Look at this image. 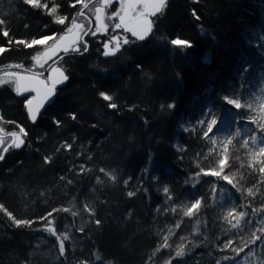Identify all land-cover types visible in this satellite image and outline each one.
I'll use <instances>...</instances> for the list:
<instances>
[{"label":"trees","instance_id":"trees-1","mask_svg":"<svg viewBox=\"0 0 264 264\" xmlns=\"http://www.w3.org/2000/svg\"><path fill=\"white\" fill-rule=\"evenodd\" d=\"M41 3L59 5L56 14L0 0V69L33 65L42 47L16 41L62 35L77 4ZM259 37L264 0H168L145 40L106 59L90 51L70 58L66 85L35 123L13 87L0 86V121L26 132L0 166V204L32 222L17 227L0 210V264H264V156L253 158L264 147ZM175 38L193 47L176 48ZM199 116L201 128L185 131ZM208 117L216 123L205 136ZM225 149L221 176L205 175L220 170ZM196 200L199 209L185 216ZM239 212L246 216L234 228Z\"/></svg>","mask_w":264,"mask_h":264},{"label":"snow or ice","instance_id":"snow-or-ice-1","mask_svg":"<svg viewBox=\"0 0 264 264\" xmlns=\"http://www.w3.org/2000/svg\"><path fill=\"white\" fill-rule=\"evenodd\" d=\"M114 2H117V0H99V3L97 6L94 7V13H95V31L92 32V35H95L97 32H107L108 30V24L104 22L105 19V10L108 9L113 5ZM119 2V9L112 12L107 16L108 20H113L114 18H118L117 23L114 24L115 29H123L125 32H130L133 37H135L137 40H145L153 31L154 27V20L151 19V17H156L157 14H162L167 7L168 0H118ZM25 4L30 5L33 8H43L48 11L49 15H54L57 12V9L59 5H55L52 8L48 7L47 3H41V0H24ZM75 3L82 4L81 10L77 13L78 16H84V9H88L89 5L92 3V0H88V2H85V0H75ZM75 3L72 5L75 7ZM193 15H195V10L193 11ZM199 19V17H196ZM67 17L55 16V22L64 24ZM91 23V21H89ZM5 22L3 20H0V24H4ZM83 35H88L89 30H86L83 24L77 23L76 17L72 18L71 26L67 28L65 35L61 36L59 40H56L54 44L46 48L43 53H38L37 55L33 56L32 59L35 61V63L40 67H44V63L41 62L42 57L46 59H50L53 55H55L58 51L62 50L64 53H68L70 50L75 52H80L81 49L78 46V42L81 41ZM4 36H8V31L3 32ZM49 39H54V37H44L42 39H34L31 41V43H26L25 41H16V43L19 44H25L26 47H32L33 45H44L47 44ZM110 43H114V47H110ZM129 39L127 37L123 38V44H128ZM170 44L176 48L179 49H186L193 47L192 43L186 39L181 38H175L170 41ZM75 45V46H74ZM121 41L120 38L117 36H113L111 38V41L109 43L104 44V48L106 51L104 52L105 56L108 55H115L117 51L121 48ZM83 50L87 51V43H83ZM6 51L4 47H0V53H3ZM62 59V57H61ZM7 68H23V65H8ZM139 67V65H138ZM30 71V70H27ZM52 72L55 73V75H49L48 79H39L40 76L43 75V73H37V72H31L30 75H22L20 72H9L4 71L3 75L0 76V86L4 85H10L13 87V90L17 95H23L24 93L29 92H35L36 95L32 96L31 98L25 99V104L28 110V113L33 121L36 120L37 114L39 113L40 108L43 107L44 103L55 94L56 86L58 84H62L65 81L68 80V76L65 75L64 71H62L60 68L52 69ZM99 95L105 100V101H112L113 97L105 92H100ZM228 104L234 105L236 108H241L242 105L240 102L236 99H230L228 97L224 98ZM108 107L110 108H117L118 105L115 103H109ZM168 107H174V105H168ZM249 108L252 107L251 104L248 105ZM262 109H264V105L261 106ZM3 117H0V120H2ZM72 119H76L75 114L72 115ZM216 123V120L213 119L208 124V131L204 133L205 136L208 135V132L212 131V126ZM260 131L264 132V124L259 125ZM21 134L26 135V132L23 128L19 129V133L13 131L10 133H5L3 128H0V146L4 145L5 138L11 137V142L6 146L2 147V150H0V160L4 159V153H7L10 148H21L25 141L21 138ZM253 143H256L257 138L255 136L252 137ZM230 143V141H229ZM243 147H247V141L244 142L242 145ZM66 147L70 148L71 145H66ZM227 149H225V155L224 157L219 161V171L216 170H210L205 171V175H213V176H221V173L223 172L224 168L227 166ZM256 155L264 156V147L259 148V152L255 153L253 155V158L255 159ZM45 162H50V157L45 158ZM261 164V167L259 168V171L261 173H264V160H261L259 162ZM101 171H104L101 169ZM203 171V170H202ZM224 180H226L229 184L233 183L232 178H230L227 175H224L222 177ZM114 180L115 177H112ZM127 183V181H125ZM163 191L167 194L169 189L165 187ZM248 194L252 195V189H248ZM129 196L134 195V193L129 192ZM171 197H169L170 199ZM200 200H196L195 203L191 204L190 207H187L186 211L184 212L185 216H192L194 214V210L199 209ZM0 210H3L8 215L9 219H12L13 222L17 227L21 225H30L32 222L27 220H20L16 219L11 212H8L7 209L4 208L2 204H0ZM64 211H68V209H64ZM175 211V209H173ZM234 212L229 211L228 216H233ZM49 216L51 213L48 214ZM75 215V213H73ZM246 216V213L239 212L236 214V223L232 224V227H238L240 220L243 219ZM227 216L225 219L227 220ZM231 223V221H228ZM49 225H51V221L48 222ZM97 224L100 223L99 220L96 221ZM179 225H177L178 227ZM49 231L52 235H56V230L53 227H47L46 229ZM57 239H60L59 236H57ZM64 239H68L67 235L64 236ZM256 239H259V237H256ZM231 242H229L230 244ZM228 245H226L227 247ZM164 247H168V245L165 243ZM65 250V246L63 243V240L60 242V253L63 254ZM159 249H157L158 251ZM242 251V249H241ZM184 255V249L181 247L177 252L176 256L180 257ZM227 259V257H225ZM166 264H171V261H167Z\"/></svg>","mask_w":264,"mask_h":264},{"label":"flooded vegetation","instance_id":"flooded-vegetation-1","mask_svg":"<svg viewBox=\"0 0 264 264\" xmlns=\"http://www.w3.org/2000/svg\"><path fill=\"white\" fill-rule=\"evenodd\" d=\"M85 2H88V0H85ZM98 3H99V0H92V3L89 5V8L84 9V13H85L84 16H78L77 15V13L82 8V4H79V3L76 4V8H75V12H74L73 17H76L77 23L83 24L85 29L89 30V34L88 35L82 34V39L80 42H78V46L81 49L80 52H75V51L70 50L68 53H64L63 51H61L60 53L55 55L49 63L44 65L43 68H40V67H38V65L36 66V64H33L31 66H28V65L24 66L23 65V68H19V69L15 68V67H12L10 69L13 70L14 72H20L21 74H26V75L31 74V72L43 73V75L40 76L39 79H48L49 73L52 72V69H55V68H60L62 71H64L65 75H67V71H68L67 64H68L70 58L84 56L85 54L89 53V51H90V52H97L100 57L106 59V58H110V57L115 56L118 53H120L122 51V48L127 46L128 44L133 43V42H137V41L138 42L141 41V40H137L135 37H133L130 32H125L122 28L121 29H115L114 24L119 22L118 18H114L113 20L107 19V16L109 14H111L112 12L119 9L120 5H119L118 0H117V2H114L111 7H109L108 9L105 10L104 22L106 24H108L107 32L102 31V32H97L95 35H92L91 33L95 31V24H96L94 7L97 6ZM160 15L161 14H157L156 17H151V19L154 20V23ZM71 21H72V19H71ZM89 21H91V23ZM111 23H113L112 26H110ZM70 26H71V22H70V24H68V27H70ZM66 30L62 35L61 34L59 36L53 35L51 37H54V39H58L59 37L65 35ZM113 36H117L120 38L122 46H121L120 50L116 52L115 55L105 56L104 52L106 51V49L104 48V44L109 43ZM124 37H127L129 39L128 44H123V38ZM84 42L87 43V51L83 50V43ZM109 46L114 47V43H110ZM61 57H62V59H61ZM27 70H30V71H27ZM65 85H66V83H65ZM62 88H60V89H62ZM60 89H56L55 96L57 95V93L59 92ZM19 99L21 100L20 101L21 107H23L25 118L29 121L27 114H26V111H25V98L19 97ZM8 122L0 121V128H3L5 133H10L13 131L19 133V129L23 128V125H21V123H19L18 121L14 122V123L10 122L9 124H8ZM24 131H25V129H24ZM21 138L24 140L23 134H21ZM10 142H11V137H6L4 145L0 146V150H2V147H6ZM21 148H19V149L10 148L7 153H4V159L0 160V166L5 163L6 159L8 158V156L11 153L18 151Z\"/></svg>","mask_w":264,"mask_h":264},{"label":"rangeland","instance_id":"rangeland-1","mask_svg":"<svg viewBox=\"0 0 264 264\" xmlns=\"http://www.w3.org/2000/svg\"><path fill=\"white\" fill-rule=\"evenodd\" d=\"M113 25V23H111L110 24V26H112ZM60 38V37H59ZM59 38L58 39H49L48 40V42H47V44H44V45H38L39 47H42V52L41 53H43L44 51H45V49L46 48H49V47H51L53 44H54V42L56 41V40H59ZM264 39L262 38V37H259V43H258V45H262L263 47H264ZM62 50H60V51H58L55 55H57L58 53H60ZM55 55H53L50 59H44L43 57H42V60H41V62L42 63H44V65H46L47 63H49L50 61H51V59H53V57L55 56ZM34 64H36L35 63V61H34ZM36 66H37V64H36ZM39 67V66H38ZM4 71H9V72H14L13 70H11L10 68H7V69H3V68H1L0 69V76H2L3 75V73H4ZM203 120H204V117H198L196 120H194V121H191V122H188V124L187 125H185V131H194L195 129H198V128H201V123L203 122ZM212 121V119H210L209 117L205 120V125L202 127L203 129H205V130H208V124L210 123Z\"/></svg>","mask_w":264,"mask_h":264},{"label":"water","instance_id":"water-1","mask_svg":"<svg viewBox=\"0 0 264 264\" xmlns=\"http://www.w3.org/2000/svg\"><path fill=\"white\" fill-rule=\"evenodd\" d=\"M22 75H26V74H22ZM27 75H30V74H27ZM49 75H55V73L50 72ZM49 75H48V77H49ZM66 82H67V81H65V82L62 83V84H58V85L56 86V89H60V88H62V87L65 85ZM55 91H56V90H55ZM35 95H36L35 92H29V93H24L23 95H17V96L20 97V98H25V99H26V98H31L32 96H35ZM54 99H55V94L50 98V100H48V101H46V102L44 103V105H43L42 108H40L39 113L37 114V118H36L35 121H33V120L31 119V117H30V115H29V113H28V110H27L26 104H25V111H26L27 117H28V119H29V122L32 123V124L35 123V122L38 120V118L44 113V111H45L48 107H50V105L53 103Z\"/></svg>","mask_w":264,"mask_h":264}]
</instances>
